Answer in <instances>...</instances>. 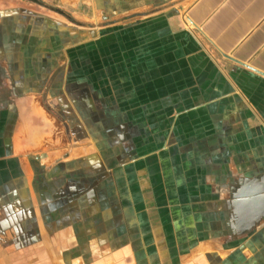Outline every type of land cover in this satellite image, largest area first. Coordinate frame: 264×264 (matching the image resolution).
<instances>
[{
    "label": "crops",
    "instance_id": "0c3cea01",
    "mask_svg": "<svg viewBox=\"0 0 264 264\" xmlns=\"http://www.w3.org/2000/svg\"><path fill=\"white\" fill-rule=\"evenodd\" d=\"M19 251L264 264V0H0V253Z\"/></svg>",
    "mask_w": 264,
    "mask_h": 264
},
{
    "label": "rangeland",
    "instance_id": "374dc122",
    "mask_svg": "<svg viewBox=\"0 0 264 264\" xmlns=\"http://www.w3.org/2000/svg\"><path fill=\"white\" fill-rule=\"evenodd\" d=\"M186 0H183V2ZM24 249V247H21ZM48 255L37 253H18L13 254H1L0 264H48Z\"/></svg>",
    "mask_w": 264,
    "mask_h": 264
}]
</instances>
